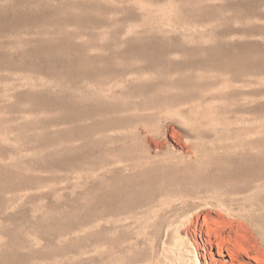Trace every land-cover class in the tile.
Listing matches in <instances>:
<instances>
[{
    "label": "rangeland",
    "instance_id": "rangeland-1",
    "mask_svg": "<svg viewBox=\"0 0 264 264\" xmlns=\"http://www.w3.org/2000/svg\"><path fill=\"white\" fill-rule=\"evenodd\" d=\"M86 1L0 0V264H137L150 254L151 230L145 226H118V231L111 226L107 232L103 227L110 226L97 225L108 198L110 212L123 200L120 203L109 196L105 201L96 191L99 184L95 180L93 193L86 191L91 167H97L113 150L111 156L124 149L126 155L131 149L136 152L144 138L142 134L141 141L136 136L114 142L121 145L115 152L113 142L96 129L104 118L117 112L101 111L97 104L92 114L87 112L88 105L96 101L85 92V72L75 60L84 50L77 41L101 32L112 39L118 32L125 33L129 25L133 26L131 36L142 34L147 39L138 48L158 59L154 58L147 72L152 79H144L145 87L127 91L116 101H138L137 112L152 115L149 123L159 134L156 126L161 117L162 127L168 129L167 143L177 151L180 147L171 133L182 136V144L187 143L197 156L190 184L214 185L217 192L229 184L230 191L237 189L235 184L245 187L241 193L245 210L222 215L212 212L208 223L200 217L197 224L203 237L210 235L214 242L224 238L240 253L262 249L264 0ZM72 35L75 37L70 39ZM211 80L227 81L226 91L238 90L237 85L245 81L244 112L224 115L222 105L228 104L232 110L241 101L231 94L226 102L217 94L218 116L233 120L217 131L201 129L196 122L208 104L197 98ZM93 84L100 88L98 81ZM192 113L197 115L192 117ZM237 114L245 116V124L238 122ZM91 126L94 133L90 135ZM92 137L95 141H89ZM118 153L115 157L123 154ZM154 174V184L142 188L144 195L165 179ZM110 189L114 197L116 186ZM195 224L191 223L190 229ZM198 241L203 243L199 237Z\"/></svg>",
    "mask_w": 264,
    "mask_h": 264
},
{
    "label": "bare ground",
    "instance_id": "bare-ground-1",
    "mask_svg": "<svg viewBox=\"0 0 264 264\" xmlns=\"http://www.w3.org/2000/svg\"><path fill=\"white\" fill-rule=\"evenodd\" d=\"M86 2L88 3L89 0H87ZM86 2H81V3L85 4ZM173 27L174 29L177 28V26L175 25H173ZM132 31H133V26L129 25L125 33L118 32L116 35H114L112 39L107 38L108 34L106 35L101 31H100L101 33L88 34L87 35L88 37H84L81 42L77 41L78 42L77 46H79L82 50H84L83 54L81 53L82 54L81 58L79 57L78 51L76 56L79 57V60L78 58L74 57L75 60L80 61L81 63L80 65L77 66H82L84 69L82 70V72L83 71L85 72L84 73L85 81H83L86 90L85 92H87V95L89 96L90 99H94L96 101L88 105L89 110L87 112L88 113L93 112L92 110L93 108H95V104H97L98 109H101V111L103 110L106 112H110L111 110H114L117 112V115L114 117L104 118V121L103 122L101 121L102 123H99V126L96 128L99 129V132L104 133V137L106 140L113 142L114 145L113 147H116L115 152L117 150H120V147L117 148V146H121V145H118L117 143L115 145L114 142H118V141L126 142L125 140H129L127 138L137 139L136 136L138 137L139 140V137H141L142 134L144 138L143 141L144 144L142 148L140 147L136 152L130 148L131 152L127 150L130 153L128 152L129 155H126L127 153H124L125 149L121 147V149L124 150L123 151L121 150L122 152L117 151V153L119 152L120 154L123 153L125 155L122 154L123 157L122 156L120 157L119 155L115 157V154L117 155V153L111 156L114 153L113 150L114 148H113L111 149L113 150V153L112 152H111L112 154L110 153L111 155L108 153V155H106V157H104L100 161L99 165L97 167L95 166L96 168L91 167L88 170V176L86 178V183H87L86 191H89V193H93L90 191L92 190V186H93L92 182L95 180L96 181L95 183L99 184L98 186H96V189L99 188L101 192L99 191V189L96 191H98V193L100 194H103V199L105 198L104 199L105 201L109 196H111L110 198L111 200L112 198H115L114 200H119V201L123 200V203L120 201V203L122 204L121 205L119 204V206H116L114 204L115 208L116 207L117 208L110 212L111 208L109 205H107L108 201H110L108 198V201L104 202L105 203V205H103L104 212L102 213L103 214L102 218L98 221L97 225L110 226V229L103 227V229L106 230L107 232L108 230L110 231L112 229L111 226H113L114 231L115 230L118 231L117 230V228H119L118 226L120 227L126 226L125 228H128L127 226H133V227L145 226L147 230L150 229L151 230L150 239L152 240V243L150 241L149 245L151 249H149L150 254H147L144 257V260L142 259L143 262L145 261L144 264H264V246L262 247V249L259 248L254 251L245 249V252L240 253L236 251L230 244H227L224 238L220 240L217 238L216 242L213 241L210 235L204 238L203 233L201 231V227H199L198 225L199 223L197 224V222H200L199 221L200 217H203V220L205 221L204 223H208L209 219L212 217L210 214L212 212L222 215L223 213L226 212L230 213L232 211L236 212V210L238 212L241 209L245 210V201L243 200L245 198L243 197L244 195L241 196V193L245 191V187L240 185L241 187L238 188L237 184H235L236 186L235 188H237L238 190L235 189L236 191L235 190L230 191L231 189H229V186L231 184H229L227 186L228 188H226L224 185L223 189L220 187L221 190L223 191L219 190V192H217L216 190L217 187H215L214 185H213L214 187L212 185L211 186L200 185V183L197 182L190 184L189 179L191 180L192 177L190 171L191 170L193 171L191 166L194 165L192 164L194 163L193 159L194 158L197 159V156L196 153L190 148V146H188L187 143L184 144L183 142L184 145L182 144L183 141L181 140L182 136L176 131H173L171 133V136L174 138L176 143L179 144L180 148L178 149L179 151H177L176 150L177 148L175 149L170 145H168L167 143L168 129L163 128L165 126H163L162 124L161 117L157 120L158 125L156 126L160 128L158 129L160 130L159 131L160 134H159L157 132L155 133L154 131L155 127H153V125L149 123V121L151 120L150 118H152L153 116L152 115L149 116L148 113L146 114L138 113L139 112L138 111L139 107L137 104L139 103L138 101L129 102L128 100L125 103L116 101V99H119L122 96V94L126 93L127 91H135L137 89L142 88L145 85L143 83L144 79L149 78L147 72H149L155 60L158 59L154 57L155 58L154 60L153 56L155 54H153L152 56V54L147 50L138 48L137 45L147 39L144 37L145 35L142 36V34H135V36L133 35L131 36ZM74 34H77L78 37L80 35V34L78 35V33H74ZM74 37L75 35L74 36L72 35L70 36V39L71 38L73 39ZM82 37L83 36H81V38ZM165 57L167 59V56ZM200 62H203V60ZM95 81H98L101 84L100 88L95 87V85L93 84V82ZM223 82L224 81H221L220 83L217 82L216 80L214 81L211 80L210 82H208L209 84L208 88L205 91L203 90L204 91L202 92L203 94L201 93L202 96H204V98L202 96L201 97L199 96L197 98V99L201 98V100L208 102L206 106V110L204 109L205 110L204 113L201 116L199 115L200 117H198L196 120L198 127H200L201 129L217 131L220 127L225 126V124L223 123L229 122L231 124L230 122L232 120L231 118H230L231 120L230 119L228 120V118H222V117H227V115L218 116L220 114H218L217 112L218 109L217 107H215L217 105L214 104L216 98H220L217 95L218 93L222 97L226 98V102L228 99H230L228 96H230L231 94L234 96L233 97L231 95L233 99L237 97V99L241 101L240 104L236 103L237 107L235 109L233 108L232 110H230L231 109L230 106H227L228 104L226 105L224 104V106L222 105L221 107L222 111L220 110L221 109L220 106H218L219 111H221L224 115L225 114L229 115V113H234V111L244 112L245 110V81L240 82V84L237 85L238 87L236 88L238 90L232 89L233 91H231L230 89L229 91H226V89L229 88L228 83L227 81L224 83ZM217 83H219V85H217ZM191 85L193 84L191 83ZM220 88L225 89V91L220 90ZM173 94L175 93H172V95ZM209 96L212 97L211 100H209ZM176 97H180V96H175V98ZM199 102L200 105L199 103L197 105L201 111L200 106L202 104L201 101ZM193 106H195V104H193ZM144 107H142L143 110L145 109ZM228 107H230V109ZM195 115L197 114H193L192 117H194ZM236 119H238L239 120L238 122L242 123V125L245 124L244 115L243 116L238 115ZM145 120L147 123L144 122ZM222 120L224 122H222ZM238 122L236 121V123ZM190 124H192L191 121ZM93 126H91L92 127L91 129L89 127L90 130L88 131H90L89 133L90 135L94 133L92 131ZM100 126L101 128H99ZM95 127H94V131H96ZM101 135L103 134L101 133ZM93 138L94 137L89 139V141H95V138L94 139ZM143 138L141 137L140 141ZM133 142H135V140H133ZM124 147H126V145ZM133 152H135L134 155H131V153ZM195 166L196 165H194V167ZM202 168L204 167L202 166ZM198 171H200V169L199 170L197 169V172ZM154 173L161 174L165 179L167 178L166 180L168 181L166 182L164 179L162 180V183L163 181H165L163 184L162 183L161 185L158 184L159 186L155 184L156 187L154 188L150 187L149 188L151 190L150 193L144 195L143 194L144 189L142 190V188H144L146 184L147 186H150V184L152 185L153 182H151V179L153 177L152 174ZM178 173H181L182 177L181 176L179 177L177 175ZM154 176L159 177V175L156 174H154ZM121 180L123 181L120 184L119 182ZM156 181L154 182L156 183ZM112 182L113 184L114 183L115 184L108 188V186ZM227 182L229 183V181ZM115 186H116V190L113 193L114 197H112V192L109 191L111 190L110 189L111 187L115 188ZM149 189L148 187L146 188V190L148 191ZM146 190L145 193L148 192ZM110 193L111 195H109ZM109 204L111 205L112 202ZM194 221H196L195 227L192 225L194 228L190 229L189 225ZM198 237L203 243H199ZM137 238L139 239L138 236ZM189 238L192 241H190ZM131 244L133 245V243ZM128 245H130V243ZM134 247L136 246L134 245ZM133 255H132V260H133ZM142 260L140 263L136 261L137 264L143 263Z\"/></svg>",
    "mask_w": 264,
    "mask_h": 264
}]
</instances>
